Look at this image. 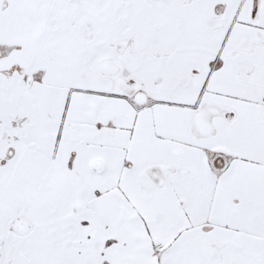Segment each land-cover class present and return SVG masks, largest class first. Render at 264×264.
I'll use <instances>...</instances> for the list:
<instances>
[{"label":"snow or ice","instance_id":"obj_1","mask_svg":"<svg viewBox=\"0 0 264 264\" xmlns=\"http://www.w3.org/2000/svg\"><path fill=\"white\" fill-rule=\"evenodd\" d=\"M0 264H264V0H0Z\"/></svg>","mask_w":264,"mask_h":264}]
</instances>
